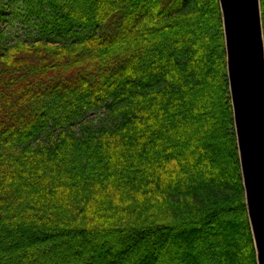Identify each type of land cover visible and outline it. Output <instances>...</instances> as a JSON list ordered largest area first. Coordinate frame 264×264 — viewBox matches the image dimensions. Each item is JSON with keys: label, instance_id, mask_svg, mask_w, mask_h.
Listing matches in <instances>:
<instances>
[{"label": "trees", "instance_id": "trees-1", "mask_svg": "<svg viewBox=\"0 0 264 264\" xmlns=\"http://www.w3.org/2000/svg\"><path fill=\"white\" fill-rule=\"evenodd\" d=\"M41 4L77 40L0 29V264H257L219 0Z\"/></svg>", "mask_w": 264, "mask_h": 264}, {"label": "water", "instance_id": "water-1", "mask_svg": "<svg viewBox=\"0 0 264 264\" xmlns=\"http://www.w3.org/2000/svg\"><path fill=\"white\" fill-rule=\"evenodd\" d=\"M241 175L257 264H264V27L261 0H219Z\"/></svg>", "mask_w": 264, "mask_h": 264}, {"label": "rangeland", "instance_id": "rangeland-1", "mask_svg": "<svg viewBox=\"0 0 264 264\" xmlns=\"http://www.w3.org/2000/svg\"><path fill=\"white\" fill-rule=\"evenodd\" d=\"M42 0H5L0 14V29L5 38L4 47L15 45L17 42L32 44L37 40H53L61 43H69L77 40L75 37H68L66 41L55 35L53 26L44 16L39 8ZM82 35H85L83 32ZM103 111L92 113L89 119L94 123L101 122ZM103 119V118H102Z\"/></svg>", "mask_w": 264, "mask_h": 264}]
</instances>
